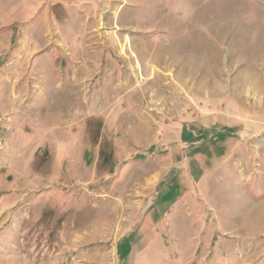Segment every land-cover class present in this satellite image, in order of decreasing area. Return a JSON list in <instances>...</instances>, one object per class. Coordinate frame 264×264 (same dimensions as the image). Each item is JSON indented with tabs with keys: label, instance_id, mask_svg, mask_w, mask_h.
Listing matches in <instances>:
<instances>
[{
	"label": "rangeland",
	"instance_id": "obj_1",
	"mask_svg": "<svg viewBox=\"0 0 264 264\" xmlns=\"http://www.w3.org/2000/svg\"><path fill=\"white\" fill-rule=\"evenodd\" d=\"M0 264H264V0H0Z\"/></svg>",
	"mask_w": 264,
	"mask_h": 264
}]
</instances>
